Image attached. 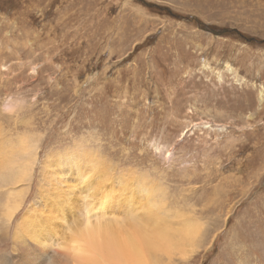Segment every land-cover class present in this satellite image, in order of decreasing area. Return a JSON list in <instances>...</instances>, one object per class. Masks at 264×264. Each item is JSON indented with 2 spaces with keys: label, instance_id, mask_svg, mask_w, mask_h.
I'll use <instances>...</instances> for the list:
<instances>
[{
  "label": "rangeland",
  "instance_id": "1",
  "mask_svg": "<svg viewBox=\"0 0 264 264\" xmlns=\"http://www.w3.org/2000/svg\"><path fill=\"white\" fill-rule=\"evenodd\" d=\"M21 144L79 214L199 228L171 264H264V0H0V177Z\"/></svg>",
  "mask_w": 264,
  "mask_h": 264
},
{
  "label": "bare ground",
  "instance_id": "2",
  "mask_svg": "<svg viewBox=\"0 0 264 264\" xmlns=\"http://www.w3.org/2000/svg\"><path fill=\"white\" fill-rule=\"evenodd\" d=\"M24 144L18 154L28 153L26 159L1 167L4 176L0 177V242L11 240L12 245L11 251L0 248V264H171L174 256L184 261L191 259L195 247L188 250L187 246L200 229L188 232L154 223L152 197L147 198L146 211L128 215L125 206L122 212L108 206V191H103L101 200L79 214L74 202L82 193L72 196L78 179L67 175L74 171L72 162L52 161L51 155L41 163L42 179L33 187L36 151ZM76 165L78 178L83 177L85 171L79 173L83 167L97 166L91 161ZM100 173L106 177L108 171ZM85 189L90 192V185H85ZM127 208L131 211V207Z\"/></svg>",
  "mask_w": 264,
  "mask_h": 264
}]
</instances>
